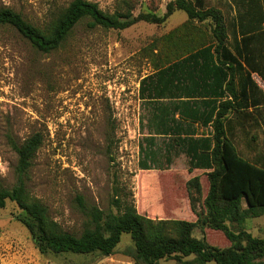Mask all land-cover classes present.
I'll use <instances>...</instances> for the list:
<instances>
[{"label": "rangeland", "instance_id": "1", "mask_svg": "<svg viewBox=\"0 0 264 264\" xmlns=\"http://www.w3.org/2000/svg\"><path fill=\"white\" fill-rule=\"evenodd\" d=\"M72 1L0 0V10L10 9L29 24L47 30ZM87 1L108 14L130 12L132 18L141 14L162 18L174 0ZM205 6L225 14L229 45L234 48L235 6L229 0H205ZM88 22L82 20L50 53L39 51L15 28L0 27V184L11 189L17 183L18 156L10 138L22 144L40 134L43 143L25 178L26 188L63 231L80 236L87 227L78 197L106 214L118 213L113 200L119 198L123 206L133 205L140 215L153 220L195 222L186 184L199 176L208 189L206 172L190 173L194 169L190 154H179L173 140L155 136V127L164 122L161 110L173 113L177 103L152 102L142 89L149 88L148 78L158 77L174 62L210 44L211 24L189 22L181 11L162 24L139 21L123 30L90 28ZM256 46L259 64L264 67V33ZM180 54L184 56L178 58ZM254 78L264 91L260 75ZM176 91L191 94L174 89L173 94L168 90L163 95L174 96ZM228 128V139L239 156L264 164V109L229 115ZM210 136L190 141L203 146V140H212V131ZM232 169L242 172L240 177H260L240 166ZM258 182L246 186L235 182L229 189L240 185L259 194ZM192 192L197 211H203L202 201L208 192H202L201 202ZM247 203L244 201V208ZM21 215L12 202L0 209V264H136L128 234L122 235L110 256L42 254L18 220ZM245 229L264 239V216L249 219ZM194 236L221 249L231 245L223 233L210 229H197ZM182 261L162 260L159 264H216L200 262L195 255Z\"/></svg>", "mask_w": 264, "mask_h": 264}, {"label": "trees", "instance_id": "2", "mask_svg": "<svg viewBox=\"0 0 264 264\" xmlns=\"http://www.w3.org/2000/svg\"><path fill=\"white\" fill-rule=\"evenodd\" d=\"M236 11L234 48L229 45V25L225 14L216 8H207L205 0H174L167 6V13L160 18L152 14H141L132 18L130 12L115 14L105 13L96 3L87 0H73L56 22L47 30H41L10 9L0 10V27L9 25L15 28L23 37L43 53H50L68 38L72 30L84 19H88L90 28L126 29L136 22L162 24L175 11L184 12L189 22L210 23L212 27L210 44L198 48L171 64L157 76L148 78L150 82L142 89L149 93L152 102L165 97L168 90L174 93L179 90L176 82L197 79L208 81L209 73L213 81H227V92L232 100L222 102L213 120L212 140L202 141L203 146L190 153L193 170L206 172L207 185L201 184L199 176L191 178L187 184L191 209L196 215L195 222L187 220H153L140 215L133 205L123 206L121 199L116 198L113 204L118 213L106 214L96 206H88L81 197L78 203L86 216L87 227L80 236L62 230L57 222L50 218L47 208L27 192L26 176L33 166V161L40 149L43 138L35 134L18 144L10 138V145L18 156L15 173L16 185L5 188L0 184V209L7 202L17 205L22 215L18 220L30 232L36 247L42 254L56 255L74 254L89 255L99 253L103 256L112 255L121 242L122 235H130L134 244V260L136 264H159L162 260H175L183 263L182 259L195 255L200 262H215L216 264H264V239L253 237L245 229L249 219L264 216V164L242 159L238 151L228 139L229 115L244 113L250 107L248 102L250 90L247 86L251 74L257 73L264 80V67L260 66L257 56L261 35L264 33V0H229ZM196 47L200 44L193 43ZM180 51V50H179ZM180 54L178 58H181ZM184 56V55H182ZM261 62V61H260ZM247 73V84L240 92L234 87L235 74ZM195 76H197L195 78ZM234 87V88H233ZM152 95V96H151ZM254 102V106L259 105ZM187 106L188 104H184ZM161 107V106H160ZM163 110V109H162ZM159 114L164 119L165 127L169 124L170 111ZM189 118H202V114L185 115ZM163 122V123H164ZM169 131L166 127L165 133ZM186 142L188 140H182ZM192 142H195L191 140ZM189 144V143H188ZM188 146L191 147L189 144ZM200 147L203 149L199 152ZM232 166L252 170L260 177L251 180L247 175L233 171ZM259 181V194L252 192L250 187H240L231 191L229 185L242 182V186ZM205 186V189L203 188ZM194 190L201 202L202 192L207 195L202 201L203 211L198 212L195 204ZM244 201L247 207L244 208ZM210 229L221 232L231 243L227 248H217L210 245L205 238L198 239L195 231Z\"/></svg>", "mask_w": 264, "mask_h": 264}, {"label": "crops", "instance_id": "3", "mask_svg": "<svg viewBox=\"0 0 264 264\" xmlns=\"http://www.w3.org/2000/svg\"><path fill=\"white\" fill-rule=\"evenodd\" d=\"M255 75L259 76L257 73L251 74V80L256 86V88H253L250 81L247 84V73H237L235 74V81H234V87L236 92H240L242 90V87L247 84L249 86L250 90V98L248 102L250 103L249 109L246 111H258L260 109H264V91L260 90V86L257 84V81H255ZM197 76H195L196 78ZM211 77L208 81H199L197 79H193L191 81H185V82H176L177 86L181 87V89H185L186 91L190 92V95H183L182 93L177 94L174 96V98H164L159 99L157 101H167L172 103H177L174 105L173 113L171 111V117L169 124L166 125L167 128H169V131L165 133L166 127L165 122L162 123L159 126H156L154 131L155 136L158 137H165L167 139H171L175 142V146L178 148L177 151H179V154H192L196 152L199 148V145L192 144L196 143L190 141V138L197 140L202 137H211L210 133L212 131L213 133V120L215 118V115L219 109V105L222 102L232 100L231 95L227 92V81L223 82L220 80L213 81L212 77H219L216 73L215 75H212L209 73V76ZM262 84H264V80ZM258 86H257V85ZM233 87V88H234ZM259 87V89H258ZM262 91V92H261ZM177 93V91H176ZM199 94V95H193V94ZM259 101L257 106H254V102ZM184 104H188L185 106ZM176 109V110H175ZM202 114V118H189L184 116L185 115H192V114ZM174 114H176V118L174 117ZM165 121V120H164ZM158 131H162L160 133H157ZM207 132V134H204V132ZM147 135H150V131L147 130ZM206 139V138H205ZM182 140H188L186 142H183ZM193 140V141H194ZM204 141V140H203ZM190 143L191 147L188 146V143ZM185 144L187 148L185 147ZM201 145V144H200ZM204 145V144H202ZM200 147L199 152H202L203 149ZM192 159V157H191Z\"/></svg>", "mask_w": 264, "mask_h": 264}]
</instances>
